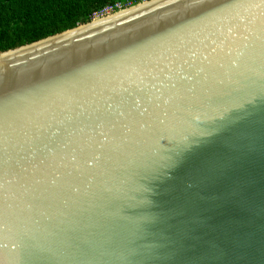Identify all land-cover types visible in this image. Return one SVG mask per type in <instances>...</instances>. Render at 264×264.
Returning a JSON list of instances; mask_svg holds the SVG:
<instances>
[{
	"label": "water",
	"instance_id": "1",
	"mask_svg": "<svg viewBox=\"0 0 264 264\" xmlns=\"http://www.w3.org/2000/svg\"><path fill=\"white\" fill-rule=\"evenodd\" d=\"M121 98L145 127L71 128ZM37 125L71 131L43 162ZM0 264H264V0H152L0 52Z\"/></svg>",
	"mask_w": 264,
	"mask_h": 264
},
{
	"label": "trees",
	"instance_id": "2",
	"mask_svg": "<svg viewBox=\"0 0 264 264\" xmlns=\"http://www.w3.org/2000/svg\"><path fill=\"white\" fill-rule=\"evenodd\" d=\"M116 1L126 0H0V52L88 23Z\"/></svg>",
	"mask_w": 264,
	"mask_h": 264
},
{
	"label": "snow or ice",
	"instance_id": "3",
	"mask_svg": "<svg viewBox=\"0 0 264 264\" xmlns=\"http://www.w3.org/2000/svg\"><path fill=\"white\" fill-rule=\"evenodd\" d=\"M177 85L183 86L181 81H177L176 84L172 85L169 89L170 95L163 103L168 104L175 95L173 90L177 89ZM149 103L151 101L149 100ZM142 107L140 100L132 101L128 98H121L118 103L114 102L110 107L100 108L94 111L93 114L87 117V123L80 121L79 123L72 122L71 128H77L80 131H83L82 128H79L80 124H84L85 127L96 131L98 128L107 127L111 132L113 139H118L122 135V130L127 129L129 132L132 131L133 127L143 128L147 125V120L145 116L147 114V109H144L143 112H140ZM160 107V105H157ZM71 135L69 127L63 126H54L45 128L43 126L37 125L35 131L30 137L32 144V151L34 154L38 155L42 162L48 157L56 153L57 149L60 146L67 147L65 143L66 137ZM100 136H103L107 139V136L104 132L99 133ZM94 139V138H89ZM101 148L104 147L103 140L95 141ZM75 159V157H73ZM101 161L100 156L95 157H85V164L95 162L99 164Z\"/></svg>",
	"mask_w": 264,
	"mask_h": 264
},
{
	"label": "built area",
	"instance_id": "4",
	"mask_svg": "<svg viewBox=\"0 0 264 264\" xmlns=\"http://www.w3.org/2000/svg\"><path fill=\"white\" fill-rule=\"evenodd\" d=\"M152 0H126V1H116L105 5L103 8L95 11L91 15V21L99 20L115 13L129 9L137 4L146 3Z\"/></svg>",
	"mask_w": 264,
	"mask_h": 264
},
{
	"label": "bare ground",
	"instance_id": "5",
	"mask_svg": "<svg viewBox=\"0 0 264 264\" xmlns=\"http://www.w3.org/2000/svg\"><path fill=\"white\" fill-rule=\"evenodd\" d=\"M146 4V3H145ZM143 5V4H142ZM139 6H141V5H139ZM138 7V6H137ZM136 8V7H135ZM100 21H102V20H100ZM97 22H99V21H96V22H94V23H97ZM93 23V24H94ZM83 27H86V26H83ZM83 27H80L79 29H81V28H83Z\"/></svg>",
	"mask_w": 264,
	"mask_h": 264
}]
</instances>
